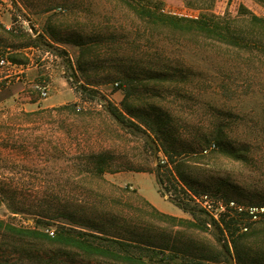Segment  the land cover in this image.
<instances>
[{
    "label": "rangeland",
    "instance_id": "obj_1",
    "mask_svg": "<svg viewBox=\"0 0 264 264\" xmlns=\"http://www.w3.org/2000/svg\"><path fill=\"white\" fill-rule=\"evenodd\" d=\"M135 2L173 17L226 22L238 40L175 34L140 18L125 0H0V39L14 46L2 55L21 62L0 65V186L19 196L10 200L0 194V220L21 229H34L40 220L41 231H55L51 220L35 214L50 218L49 205L65 204L68 138L45 134L57 125L39 126L20 114L72 104L104 112L110 105L123 112L125 104L137 117L133 122L149 126L142 129L150 137L135 132L127 137L135 167L148 171L138 180L142 191L163 212L182 214L173 217L207 223L203 231L155 223L166 234L161 238L169 251L134 254L147 264H242L246 259L264 264V215L233 225L229 233L226 221L239 213H227L213 226V218L193 200L209 194L244 208L264 207V0ZM26 34L34 42L30 48L24 47ZM12 86L18 93L2 101ZM53 102L57 105L49 108ZM23 130L28 155L20 150ZM7 132L15 137L7 138ZM50 142L58 149L46 155ZM166 161L174 182L161 172V184L156 172ZM52 189L57 200L48 197ZM174 200L194 211L183 212ZM59 249L6 234L0 237V264H88L62 251L50 261Z\"/></svg>",
    "mask_w": 264,
    "mask_h": 264
},
{
    "label": "trees",
    "instance_id": "obj_2",
    "mask_svg": "<svg viewBox=\"0 0 264 264\" xmlns=\"http://www.w3.org/2000/svg\"><path fill=\"white\" fill-rule=\"evenodd\" d=\"M125 3L148 23L156 26L161 24L163 28L178 35L192 33L197 37L213 39L221 43L238 40L235 34L227 31L226 22L208 18L198 20L178 18L148 9L135 0H125ZM0 28L2 29L1 25ZM3 31L10 34L12 29L3 28ZM25 37L27 41L25 40L24 47H32L34 42L30 34H26ZM4 43L0 39V62L4 60L13 65H21V62L14 57L5 60L2 51L14 46L6 47ZM18 91V86L6 88V93L1 96V100L9 99ZM123 106V112L110 105L107 112H104L97 109L86 110L77 104H72L20 114L22 118H33L32 121L39 126L57 125V128L51 130L52 132L46 130L45 134L63 133L67 136L68 141L63 147L64 159L67 162L65 204L63 206L49 205L52 211L50 218L35 214V217L40 219L51 220L58 226L57 230L41 231L39 227L43 223L40 220L37 221L38 227L34 229H21L0 220V237L7 234L22 240L47 242L55 248H60L61 250L49 255L50 261H56L62 251L64 253L61 254L64 256L79 257L88 264H147L145 258L141 255L136 256L134 253L150 250L169 251L168 243L161 238L166 234L155 223L167 221L177 226L204 230L202 223L206 226V221L196 225L191 221L170 216L158 210L136 191L130 192V187L122 188L106 179L107 174L124 171L148 172L145 168L135 167V157L130 152V142L127 137L132 136L134 132L144 133L150 137L142 129V126L146 128L149 126L145 122H140V125L133 122L131 118L137 117L128 106L125 104ZM159 134L160 131L155 132L156 136ZM5 136L12 139L15 137L12 132H7ZM26 137L28 134L23 130L19 137L23 139L20 150L28 155L30 147L25 142ZM52 143L50 142L46 148V155L56 148L52 146ZM162 147L160 145V148ZM166 150L168 155L173 152L168 148ZM50 156L49 154L48 157ZM170 165V162L166 161L164 166H160L159 172H156L159 183L162 184L163 180L161 172L167 176L168 183L174 182L172 177L175 172ZM175 191H177L176 186ZM0 194L10 200L19 197L11 187L5 189L0 186ZM49 194L48 197L57 200L58 192L55 189H52ZM172 203L183 212L194 211L183 200H174ZM13 211L15 214L24 213L19 209ZM201 212L204 213L202 210ZM148 218H152L153 223H150ZM57 219H62L63 222ZM249 221L251 218L247 214H236V218L231 217L229 221H226V229L231 233L233 225H248ZM219 223L221 222L212 219L213 226H219ZM261 256L264 255L261 254ZM242 264L260 263L246 259Z\"/></svg>",
    "mask_w": 264,
    "mask_h": 264
},
{
    "label": "built area",
    "instance_id": "obj_3",
    "mask_svg": "<svg viewBox=\"0 0 264 264\" xmlns=\"http://www.w3.org/2000/svg\"><path fill=\"white\" fill-rule=\"evenodd\" d=\"M6 62L2 60L0 65H5ZM41 94L43 97H47L48 93L45 88L41 89ZM211 148H215L213 145ZM209 151L205 150L204 153L207 154ZM194 202L207 214H209L214 220L219 222L223 216L227 213L237 212L239 214H247L253 221H257L260 216L264 215V207L261 208H244L234 201L226 202L220 198H214L209 194H204L199 197L193 196ZM247 230V229H246ZM53 235V233H51Z\"/></svg>",
    "mask_w": 264,
    "mask_h": 264
},
{
    "label": "crops",
    "instance_id": "obj_4",
    "mask_svg": "<svg viewBox=\"0 0 264 264\" xmlns=\"http://www.w3.org/2000/svg\"><path fill=\"white\" fill-rule=\"evenodd\" d=\"M57 105V103H51L48 105L49 108L51 107H55ZM33 107V106H31ZM33 109V108H31ZM153 176V175H151ZM146 177L145 174L143 173H133V172H129V173H117V174H112V175H108L107 179L109 181H111L112 183L120 186V187H126L128 185L133 186L134 189L137 190V192L144 197L146 200L149 201V199L147 198V196L145 195V193L142 191V188L140 187L138 180H141L142 178ZM154 177V176H153ZM150 202V201H149ZM153 206H155V204H153L152 202H150ZM174 205V204H173ZM175 206V205H174ZM158 210H160L159 207L155 206ZM176 207V206H175ZM179 209V208H178ZM161 212H163L162 210H160ZM182 212V211H181ZM165 213V212H163ZM168 214V213H166ZM168 215H172V216H176V217H181V213H173V214H168Z\"/></svg>",
    "mask_w": 264,
    "mask_h": 264
}]
</instances>
